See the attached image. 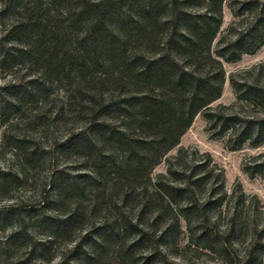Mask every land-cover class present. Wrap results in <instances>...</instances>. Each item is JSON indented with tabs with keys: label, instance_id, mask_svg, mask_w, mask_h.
I'll use <instances>...</instances> for the list:
<instances>
[{
	"label": "trees",
	"instance_id": "trees-1",
	"mask_svg": "<svg viewBox=\"0 0 264 264\" xmlns=\"http://www.w3.org/2000/svg\"><path fill=\"white\" fill-rule=\"evenodd\" d=\"M263 45L264 0H0V117L75 122L46 156L12 137L17 169L0 168V191L34 190L0 207V264H200L172 252L183 229L219 264H261L258 198L229 194L209 152L167 154L198 115L231 151L264 145V65L231 74L235 101L214 105L223 61ZM243 169L264 178V153Z\"/></svg>",
	"mask_w": 264,
	"mask_h": 264
},
{
	"label": "rangeland",
	"instance_id": "rangeland-1",
	"mask_svg": "<svg viewBox=\"0 0 264 264\" xmlns=\"http://www.w3.org/2000/svg\"><path fill=\"white\" fill-rule=\"evenodd\" d=\"M232 12L226 3L224 5V20L222 25V32L215 40L214 46L221 37L222 33L227 29L230 22L233 20ZM264 65V45L253 54H243L242 57L235 61H223L226 71V81L223 89L222 96L214 103L217 105L230 104L235 101V93L230 84V75L233 73H242L243 71L253 69L257 65ZM7 75L0 72V83ZM34 115L28 113L26 118L22 119L13 115L9 121H4L0 117V168L8 170H16L17 164L14 157L15 147L13 138L20 140H27L33 145L39 146L44 149L45 156L48 154V147L52 143L53 137H61L65 134L67 128L75 126V122L70 120L69 123L63 124L62 127H48L47 130L33 124ZM71 118V117H70ZM8 132V137L5 139V133ZM14 142V143H13ZM188 148L190 150H198L199 154L209 152L215 160L218 167H222L225 171V187L229 194L234 190L237 184H240L248 195V199L257 197L259 203L255 202V212L250 211V219L258 224H264V178L261 176L250 177L243 169V161L245 158L264 153V145L259 148L246 147L244 149L231 151L224 146L223 139H214L206 131V120L202 115H198L189 130L181 137L180 143L172 149L167 158L175 156L180 148ZM200 156V155H197ZM59 164H74L68 162L65 158H59ZM37 172L42 176L48 173V162L44 159L38 165ZM167 163L164 159L154 170V175L159 172H166ZM35 175V173H34ZM34 187L30 184L23 183L16 189H12L9 193L0 191V207L12 202V200H22L32 194ZM225 207V205H224ZM255 214V217L253 215ZM223 221V220H222ZM7 227H0V255L5 254V242ZM249 238V234L241 235L234 241L239 250H243L244 242ZM198 245L192 240L187 230L182 231L178 238L177 247L172 251L175 256L179 258H191L197 263L204 264H219V254L217 252L209 251L208 249H198ZM264 264V254L262 255V263Z\"/></svg>",
	"mask_w": 264,
	"mask_h": 264
}]
</instances>
